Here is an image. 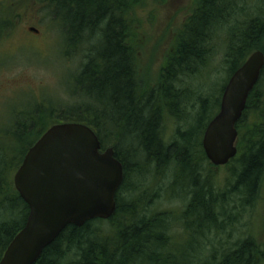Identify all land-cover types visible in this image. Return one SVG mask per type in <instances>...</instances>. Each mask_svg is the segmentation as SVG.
I'll return each mask as SVG.
<instances>
[{"label": "trees", "instance_id": "obj_1", "mask_svg": "<svg viewBox=\"0 0 264 264\" xmlns=\"http://www.w3.org/2000/svg\"><path fill=\"white\" fill-rule=\"evenodd\" d=\"M142 1L41 0L66 37L65 59L75 57L80 45L85 54L79 53L81 63L64 93L33 98L26 108L34 105V112L25 110L4 132L14 143H0V259L29 213L12 174L51 125L80 123L122 164L116 209L107 220L66 227L35 264L264 263V242L251 235L228 247L218 239L235 204L253 206L263 190L264 69L237 123L241 140L223 189H216L215 167L201 145L228 78L251 53L264 52V0H196L154 84L138 77L128 42L130 7ZM2 15L0 10L1 42L12 37L1 31L10 26ZM217 46L224 51L225 83L216 96H192L184 82L206 70ZM167 121L177 126L170 141L163 131ZM173 199L180 206L165 209Z\"/></svg>", "mask_w": 264, "mask_h": 264}, {"label": "rangeland", "instance_id": "obj_2", "mask_svg": "<svg viewBox=\"0 0 264 264\" xmlns=\"http://www.w3.org/2000/svg\"><path fill=\"white\" fill-rule=\"evenodd\" d=\"M195 3L196 0H144L130 7L128 42L134 49L135 71L143 83L154 84L157 80L167 54L172 51L176 33ZM0 10H3L2 16L10 25L1 31L12 32V37L0 41V143L10 145L14 142L3 138L4 132L14 121L22 119L26 111L35 110L33 105L28 111L26 104L29 105L33 98L42 100L45 97L49 100L58 97V93H64L81 63L79 53L85 54V51L80 45V52L73 53L75 57L71 55L69 60L65 59L61 45L65 44L66 37L56 25L57 17L41 0H0ZM60 27L63 28L62 22ZM31 30H37L38 34ZM216 51L206 70L184 82L192 87V96H207L209 91L212 96L220 93L227 77L226 64H223V49L217 46ZM16 112L17 115L12 118ZM178 124L183 128L182 122ZM175 126V121H167L163 125L168 141L173 140ZM240 140L238 132L236 147H239ZM242 140L244 142V138ZM227 166L212 168L219 183L216 189H223L222 184L228 175ZM235 205L237 209L231 212V219L225 221L219 241L228 247L251 235L260 243L264 242V185L259 200L253 206ZM178 206L180 202L177 199L163 203L165 209H176Z\"/></svg>", "mask_w": 264, "mask_h": 264}, {"label": "water", "instance_id": "obj_3", "mask_svg": "<svg viewBox=\"0 0 264 264\" xmlns=\"http://www.w3.org/2000/svg\"><path fill=\"white\" fill-rule=\"evenodd\" d=\"M263 66L264 54L255 51L228 80L201 142L213 166H225L236 156V125ZM122 182L121 162L112 148L101 150L90 127L80 123L51 126L28 149L13 175L14 189L29 213L0 264H35L66 227L109 219Z\"/></svg>", "mask_w": 264, "mask_h": 264}, {"label": "flooded vegetation", "instance_id": "obj_4", "mask_svg": "<svg viewBox=\"0 0 264 264\" xmlns=\"http://www.w3.org/2000/svg\"><path fill=\"white\" fill-rule=\"evenodd\" d=\"M34 32V34H38V31L37 30H33ZM263 54H264V52L263 51H261ZM263 69H264V66H263V68H262V71H263Z\"/></svg>", "mask_w": 264, "mask_h": 264}]
</instances>
